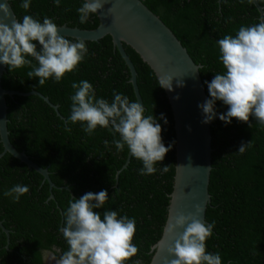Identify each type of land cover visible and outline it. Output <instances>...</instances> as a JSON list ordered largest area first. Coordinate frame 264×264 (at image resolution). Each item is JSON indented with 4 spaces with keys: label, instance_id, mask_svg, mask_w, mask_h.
<instances>
[{
    "label": "trees",
    "instance_id": "1",
    "mask_svg": "<svg viewBox=\"0 0 264 264\" xmlns=\"http://www.w3.org/2000/svg\"><path fill=\"white\" fill-rule=\"evenodd\" d=\"M142 1L170 27L192 59L201 64L199 72L208 96L205 81L210 82L215 73L225 71L218 59L216 41L225 34L235 35L241 25L257 23L260 19L259 10L248 0ZM259 1L264 8V0ZM9 2L18 20L32 15L41 22L47 16L57 25L65 23L90 29L98 24L96 14H90L87 23L79 22L77 8L83 0H61L59 7L53 0H31L27 11L20 7L22 0ZM85 43L88 48L85 59L75 72L67 73L58 83L48 79L40 85L38 78L27 76L28 67L9 71L6 65L2 74L4 88L24 92L35 89L57 105L56 110L36 94L6 95L11 143L46 167L57 187L50 192L39 172L9 152L0 156V220L9 229L7 241L0 228V264H43L42 251L46 249H52L59 257L68 247L58 231L64 219L61 213L71 196L79 198L86 192L107 190L108 201L94 209L101 213V218L104 210L135 217L133 243L139 253L127 264L134 260L148 264L151 247L161 236L175 170L173 118L164 89L149 65L130 46L124 45L137 71L145 115L166 117L167 123L163 119L157 122L162 127L163 143L166 147L172 145L164 160L155 165L157 172L141 176L138 169L143 166L142 162L130 155L127 161V146L118 152L112 144L114 138L119 139V134L114 137L110 129L97 127L92 135H87L79 122L67 121L69 97L75 92L71 87L73 82L89 81L96 96L109 102L113 99V90L135 101L127 66L114 48L111 36L107 34ZM216 111L224 113L227 106L217 101ZM250 123L251 128L233 118L230 124H225L217 117L211 125L213 150L208 186L211 200L205 218L209 224L214 221L215 226L206 245L207 251L220 253L222 264H264V125L254 117H250ZM249 140L253 146L243 154L237 152L241 142ZM105 141H108L107 147ZM2 149L0 141V152ZM163 165H168L166 173L160 171ZM17 184L27 185L28 193L19 201L14 199L15 194L4 196L6 190ZM50 193L53 198H48Z\"/></svg>",
    "mask_w": 264,
    "mask_h": 264
},
{
    "label": "clouds",
    "instance_id": "2",
    "mask_svg": "<svg viewBox=\"0 0 264 264\" xmlns=\"http://www.w3.org/2000/svg\"><path fill=\"white\" fill-rule=\"evenodd\" d=\"M53 2L59 7L61 0ZM104 2L83 0L77 8L79 22L87 23L90 14H97ZM220 2L227 3V0ZM257 2L264 10L260 1ZM248 3H253V0H248ZM30 4L31 0H22L20 7L27 11ZM3 12L4 17H0V63L7 65L9 71L28 67L27 76L38 78L40 85L48 79L58 83L67 73L75 72L88 54L85 41L79 38L69 40L58 31L52 18L45 16L41 22L32 15H24L22 20L13 19L9 24L4 22L8 16L7 10ZM262 16L257 23L241 25L235 35L225 34L216 41L218 59L225 71L215 73L210 82L205 81L210 98L197 105L203 114L202 123H209L218 117L225 124H230L235 118L251 128L250 117H254L260 125H264ZM172 80L171 76L160 77L159 86L172 91ZM183 86L182 80L177 81V87ZM71 87L75 92L69 97L71 104L67 121L72 124L79 122L87 135H92L97 127L110 129L114 137L119 134V139L112 141L116 150L123 151L127 146L130 156L142 162L139 175L155 174V165L164 160L172 147L171 144L166 147L163 143L162 127L157 122L163 119L167 123L166 117L163 114L159 118L153 114L145 115L146 109L142 103L132 101L116 90H113L111 102L98 98L93 85L87 80L73 82ZM178 98V95L174 97ZM217 101L227 106L226 112L216 111ZM66 130L71 131L70 128ZM107 145L108 141H105ZM252 146L251 140L241 142L237 152L243 154ZM168 170V165L160 169L164 173ZM28 191L27 185L17 184L6 190L4 196L15 194L14 199L19 201ZM108 199L107 190L86 192L79 198L71 196L68 206L61 213L64 219L58 229L66 241L67 250L61 252L59 257L51 253L46 260L52 257L55 264H127L136 256L139 248L133 243L135 217L121 216L116 210H104L101 218V213L94 211L103 207ZM195 208L198 213L200 206L196 205ZM196 213H178L173 217L174 222L168 223L165 231L174 239L168 244L167 252L173 258H166L165 264H222L219 252L207 251L206 241L213 235L215 222L206 224ZM178 228L183 231L174 235ZM132 264H142V261L134 260Z\"/></svg>",
    "mask_w": 264,
    "mask_h": 264
},
{
    "label": "water",
    "instance_id": "3",
    "mask_svg": "<svg viewBox=\"0 0 264 264\" xmlns=\"http://www.w3.org/2000/svg\"><path fill=\"white\" fill-rule=\"evenodd\" d=\"M253 3L257 6L260 16L264 15V10L257 0H253ZM4 9L8 13L4 20L5 23L10 24L13 19L18 20L9 0H0V17H4ZM96 16L98 24L94 28H81L63 23L57 25L58 31L65 36L84 41H97L107 34L110 35L114 48L118 50L127 66L135 101L143 104L137 84V71L124 45L130 46L138 53L140 58L153 70L158 81L160 77L171 76L173 78V90L163 88L171 108L175 132L173 185L163 230L160 238L151 247L152 256L148 263L165 264L166 258H173L169 256L167 246L174 236L170 237L165 231L168 223L174 222L173 217L178 213L185 215L189 212L196 213L195 206L199 205L200 211L196 215L209 224L205 218V211L211 200L208 186L212 168V121L202 123L203 114L197 107L209 96L199 72L200 64L193 61L170 27L142 0H105ZM5 70L6 65L0 63V141L3 146L0 156L9 152L25 163L28 168L39 172L48 182L51 190L56 185L51 181L48 169L34 162L24 150L16 149L9 139L6 95L36 94L47 102L49 99L35 89L24 92L4 88L1 77ZM179 80L184 82L183 87H177ZM177 95L179 98L174 99ZM49 104L57 110L56 104L50 102ZM129 155L128 153L127 161ZM49 197L53 198L54 195L50 193ZM0 227L8 238L9 230L3 226L1 220ZM182 231L183 229L178 228L174 235Z\"/></svg>",
    "mask_w": 264,
    "mask_h": 264
},
{
    "label": "flooded vegetation",
    "instance_id": "4",
    "mask_svg": "<svg viewBox=\"0 0 264 264\" xmlns=\"http://www.w3.org/2000/svg\"><path fill=\"white\" fill-rule=\"evenodd\" d=\"M58 248H56L57 250ZM51 253H55L52 249H46L42 251V257H43V264H46V256H48ZM48 264H55L51 263V261H48Z\"/></svg>",
    "mask_w": 264,
    "mask_h": 264
},
{
    "label": "bare ground",
    "instance_id": "5",
    "mask_svg": "<svg viewBox=\"0 0 264 264\" xmlns=\"http://www.w3.org/2000/svg\"><path fill=\"white\" fill-rule=\"evenodd\" d=\"M48 261H51V263H55V260H54L52 257H50V258H48V259L46 260V264H48Z\"/></svg>",
    "mask_w": 264,
    "mask_h": 264
}]
</instances>
